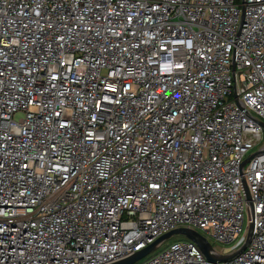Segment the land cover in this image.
Wrapping results in <instances>:
<instances>
[{
    "label": "built area",
    "instance_id": "2783aa9c",
    "mask_svg": "<svg viewBox=\"0 0 264 264\" xmlns=\"http://www.w3.org/2000/svg\"><path fill=\"white\" fill-rule=\"evenodd\" d=\"M179 228L264 264V0H0V264ZM135 264L209 263L184 239Z\"/></svg>",
    "mask_w": 264,
    "mask_h": 264
},
{
    "label": "water",
    "instance_id": "95a60500",
    "mask_svg": "<svg viewBox=\"0 0 264 264\" xmlns=\"http://www.w3.org/2000/svg\"><path fill=\"white\" fill-rule=\"evenodd\" d=\"M248 160L249 158L243 162L242 166L245 163H247ZM245 193H246L247 200H249L248 191L246 187H245ZM248 211H249V214L251 215V207H250L249 202H248ZM174 235H181L185 237L186 239L194 242L198 246L202 254L204 255L206 262L209 264H215L216 262L227 261L231 259L233 256L238 255L240 252H242L245 247V244H244L240 250L228 256H215L212 251L213 250L212 246L208 243V241L204 237H202L200 234H198L195 231L184 229V228H179V229H176V230H173V231H170L164 234L163 236L156 239L152 244L134 253L132 256H129L127 258H124L120 261H117L111 264H135L138 261L145 258L146 256H148L151 252H153L162 242L171 238ZM249 237H250V232L248 233V236H247V240H246L247 242L249 240Z\"/></svg>",
    "mask_w": 264,
    "mask_h": 264
},
{
    "label": "rangeland",
    "instance_id": "374dc122",
    "mask_svg": "<svg viewBox=\"0 0 264 264\" xmlns=\"http://www.w3.org/2000/svg\"><path fill=\"white\" fill-rule=\"evenodd\" d=\"M22 117V114H16L14 115V119L18 120L19 118ZM186 239L185 237L181 236V235H174L171 238L165 240L158 248H156L153 252H151L148 256H146L145 258H143L142 260L147 259L150 255L158 252L159 250H161L163 247H165L168 243L173 242V241H179V240H184ZM140 260V261H142Z\"/></svg>",
    "mask_w": 264,
    "mask_h": 264
}]
</instances>
